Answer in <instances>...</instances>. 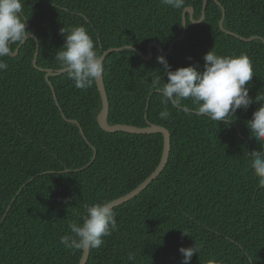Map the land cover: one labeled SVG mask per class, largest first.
Returning <instances> with one entry per match:
<instances>
[{
    "label": "trees",
    "instance_id": "obj_1",
    "mask_svg": "<svg viewBox=\"0 0 264 264\" xmlns=\"http://www.w3.org/2000/svg\"><path fill=\"white\" fill-rule=\"evenodd\" d=\"M207 0L205 17L193 23L186 14L185 37L169 54L155 46L143 59L134 49L113 51L104 59V85L110 124H157L171 135L163 171L136 197L113 208L118 230L90 249L86 264H182L179 248L200 247L190 264H264V186L250 168L253 150L264 152L247 121L259 107L238 109L233 121L216 123L197 115L191 99L165 110L151 90L156 76L166 82L157 56L172 70L195 64L204 55L246 53L254 75L249 95H264V0ZM23 11L39 41L37 65L60 69L55 54L65 41L62 27L83 24L97 51L133 45L146 54L155 41L167 50L182 32L185 7L201 17L204 0H185L173 9L161 0H23ZM20 43L12 45V51ZM36 42L25 41L17 55L4 57L0 71V264H78L83 250L59 243L72 222L82 223L84 206L114 200L142 183L157 167L163 151L161 133L104 131L97 115L102 107L96 81L78 89L67 72L50 75L34 67ZM189 112L186 113L184 108ZM80 124V126H79ZM82 128L85 137L80 131ZM96 151V156H93ZM185 231L188 234H182ZM129 255L134 257L129 260Z\"/></svg>",
    "mask_w": 264,
    "mask_h": 264
},
{
    "label": "clouds",
    "instance_id": "obj_2",
    "mask_svg": "<svg viewBox=\"0 0 264 264\" xmlns=\"http://www.w3.org/2000/svg\"><path fill=\"white\" fill-rule=\"evenodd\" d=\"M161 3L173 9L185 7V0H161ZM23 7V0H0V71L8 68L3 58L12 56V45L30 39L26 28L28 16L24 14ZM60 32L65 35V41L57 50L55 59L67 72L75 87L86 90L104 72L102 56L83 24L62 27ZM127 47L131 48V45ZM203 59L202 71L195 64L172 70L165 56H157V62L163 66L161 72L168 78L166 82L163 79L162 83L158 75L150 82L151 90L162 97V103L166 106L159 113L160 118L167 119L170 116L167 110L169 103L177 107L183 101L191 99L196 106L197 115H206L216 123L222 121L229 125L238 109H247L255 102L259 107L246 123L251 136L264 149V95L257 94L253 98L246 86L254 75L251 58L246 53L219 55L211 48ZM184 111L188 113L189 109L185 107ZM248 156L250 168L259 178V185L264 186V152L253 150ZM81 219L82 223H70V232L60 237L59 243L65 248L98 249L104 244L103 238L110 236L119 227L109 199L86 204ZM182 234L188 233L183 231ZM179 252L182 254V264H190L193 254L200 252V247L196 243L189 247L181 246ZM128 259L131 261L134 257L129 255ZM207 264H223V261L210 258Z\"/></svg>",
    "mask_w": 264,
    "mask_h": 264
},
{
    "label": "water",
    "instance_id": "obj_3",
    "mask_svg": "<svg viewBox=\"0 0 264 264\" xmlns=\"http://www.w3.org/2000/svg\"><path fill=\"white\" fill-rule=\"evenodd\" d=\"M206 1L207 0H204L201 17L199 19H197V20L193 19V13H194L193 7L188 6V7L184 8L183 13H182V32H181V34L178 37L174 38L171 41V43L169 44V47H168L167 50H163V48L161 46H159L155 41H152V42L149 43L148 50H147L146 54L142 53L140 49H138L137 47H135L133 45H131V48L134 49L145 60H149L152 57L151 48L154 47V46L162 54L166 55V54L171 53L173 45L176 42L181 41L186 35V30H187V22H185V21H187L186 14L187 13L190 14V20L193 23L202 22V20L205 17ZM215 2L219 6H221V8H222V16H221L220 22H219V27L222 30H224L225 32H227L229 34H232V35H234V36H236V37H238V38H240L242 40H245V41H250V40L255 39V38H260L261 39V37H258V36H255V35L251 36V37H248V38H245V37L240 36V35H238V34H236L234 32L227 31L224 28V26H223L225 14H226L225 8L222 6V4L218 0H215ZM29 26H30V23L27 20L26 21V28H28ZM30 38H33L35 40V42H36V51L34 53L33 65H34V67H36L39 70H41V71L46 73V80L50 84V86L52 88L54 99L56 101V104L61 110L60 104H59V102H58V100L56 98V93H55L54 87H53L52 83L49 80V76L50 75L61 74V73L65 72V70L62 69V68H60V69H52V68L39 67L37 65V58H38L39 47H40L39 41H38L37 36L34 33H30ZM25 41L18 45V47L12 53L13 56L17 55L19 48L25 43ZM263 41H264V39H263ZM127 46H129V45H125V46H122V47H111V48L103 51L102 54H101L102 62L104 63V59H105L106 55L108 53H110V52L121 51L123 49H131L130 47H127ZM96 85H97V88H98V91H99V94H100L101 104H102L100 112L97 115V120H98L99 126L104 131H107V132L122 131V132H128V133H133V134L161 133L163 135V151H162V155H161L160 161H159L157 167L155 168V170L142 183H140L135 189H133L132 191H130L129 193H127V194H125L123 196H120V197L112 200L111 202H112L113 208H114V207L119 206V205H121V204H123V203H125V202H127V201H129L131 199H133L134 197H136L142 190H144L163 171V169L165 168V166H166V164L168 162L169 156H170L171 135H170V132H169V130L167 128H165L163 126H160V125H157V124H149L148 126H144V127L134 126V125H130V124H120V123H118V124H110L108 122L110 104H109L108 95H107V92H106V89H105V85H104V75L103 74H102V76L99 79L96 80ZM61 112H62V110H61ZM62 115L67 121L78 123L76 120L67 119L65 117V115L63 114V112H62ZM79 126H80V124H79ZM80 131H81L82 135L84 136V138L87 140V138L85 137L84 132H83L81 127H80ZM87 142L89 143L88 140H87ZM95 156H96V151H95V154H94L92 159H94ZM5 216L6 215H4V217L1 220V222L5 219ZM1 222H0V224H1ZM89 253H90V249L83 250L82 256H81L80 261H79L78 264H86L87 260H88V257H89Z\"/></svg>",
    "mask_w": 264,
    "mask_h": 264
}]
</instances>
